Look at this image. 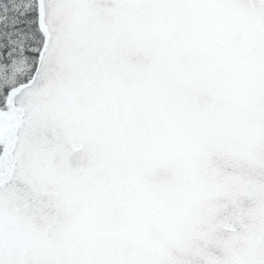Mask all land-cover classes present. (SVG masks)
Wrapping results in <instances>:
<instances>
[{
  "label": "snow or ice",
  "instance_id": "1",
  "mask_svg": "<svg viewBox=\"0 0 264 264\" xmlns=\"http://www.w3.org/2000/svg\"><path fill=\"white\" fill-rule=\"evenodd\" d=\"M0 264H264V0H0Z\"/></svg>",
  "mask_w": 264,
  "mask_h": 264
}]
</instances>
